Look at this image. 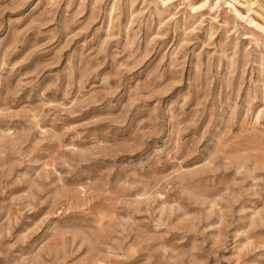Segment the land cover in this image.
Masks as SVG:
<instances>
[{
  "label": "rangeland",
  "instance_id": "1",
  "mask_svg": "<svg viewBox=\"0 0 264 264\" xmlns=\"http://www.w3.org/2000/svg\"><path fill=\"white\" fill-rule=\"evenodd\" d=\"M0 264H264V0H0Z\"/></svg>",
  "mask_w": 264,
  "mask_h": 264
}]
</instances>
